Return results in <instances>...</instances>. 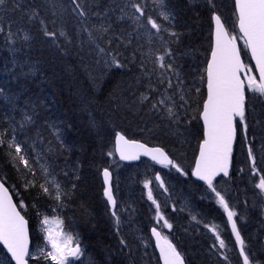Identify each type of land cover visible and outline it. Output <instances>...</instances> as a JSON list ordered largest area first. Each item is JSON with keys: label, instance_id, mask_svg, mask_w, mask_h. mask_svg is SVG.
<instances>
[{"label": "snow or ice", "instance_id": "snow-or-ice-1", "mask_svg": "<svg viewBox=\"0 0 264 264\" xmlns=\"http://www.w3.org/2000/svg\"><path fill=\"white\" fill-rule=\"evenodd\" d=\"M208 3L215 8L213 0H208ZM159 8L160 11L154 17L148 14L143 0H0V36L11 46V51L16 53L26 47L31 48L38 32L44 42L58 54L75 53L86 72L90 71L93 64L105 70L116 68L131 71L129 65L135 66L137 74L132 76L130 89L138 91L142 86L144 90L139 91L138 95L137 91H132L134 99L129 107L146 108V114L156 116L162 122L166 121L162 129L166 135L177 138L182 136L184 133L181 127L186 130V125L190 123L189 109L196 111L203 122V138L198 144L191 176L207 185L226 213L242 264H264V259L252 251L251 243L241 233L238 218H243L239 217L226 196L214 184L217 177L231 178L238 132L241 146L246 148L250 173L255 176L261 171L257 167V153L264 163V0H234L235 19L232 23L238 29V35L230 33L226 26L228 20L213 11L214 44L203 74L199 76L201 83L206 86V96L196 101L195 107L191 93L195 91L199 94L200 88L188 87L177 64V55L170 47V43H178L180 34L170 31L169 27L159 22L167 21L171 24L176 16L167 10L166 0H159ZM9 11L19 13L18 17L6 20ZM25 24L29 27H25ZM37 24L39 28L34 32ZM125 24L129 25L131 31L124 27ZM116 25H120L119 30ZM163 33L176 39L165 40ZM133 37L137 41L143 39L148 49L143 50L144 44L140 43L133 48ZM238 39L243 41L245 49L255 61L259 82L256 76L251 75L252 66L241 59ZM120 48L124 51H119ZM124 52H129V55H124ZM28 67L31 72L36 65L30 64ZM4 92L5 89L0 87V95H4ZM249 92L253 95L249 96ZM5 100L19 113L20 118L17 120L15 115L5 114L7 126L0 128V151H4L8 162L24 178L25 190L38 189L37 198L47 197L54 202L53 212L57 208L62 209L71 191L59 180L52 164L47 162L64 147L60 127L42 118L34 106L17 108L16 100L11 95L6 96ZM256 102L260 104L259 109ZM46 132L58 144L49 140ZM257 143L259 149H256ZM40 145L46 148L37 151ZM116 154L120 161H138L141 156L149 157L156 164L174 168L181 175H189L164 147H149L146 143L129 139L122 132L115 133L114 149L107 153L109 157ZM42 160L46 162L41 163ZM37 165L44 183H39L37 178ZM238 171L243 172L244 169ZM63 175L71 183L69 172L64 171ZM72 175L79 179L75 170ZM102 175L105 185L103 195L111 206L114 226L119 235L122 222L116 211L112 173L105 167ZM28 176L32 179H28ZM154 179L159 182L160 188L168 191L159 173L155 174ZM151 183V180H145L144 187L148 189L147 199L155 206L156 223L150 232L155 237L159 259L163 264H188L185 254L178 250L169 235L163 233V229L171 231L173 224L162 213L161 205L150 188ZM10 188L15 190L14 185H8L7 175H0V244L10 254L11 261L15 264H29V260L35 261V264H41L42 260L50 261L51 264H71L72 260L84 256L78 237L63 231V219L58 216L49 218L47 215L40 220L45 247H37L35 254L31 252L29 222L22 214L28 206L23 201L15 202ZM75 188L76 184L72 183V190ZM254 188L258 190L255 195L264 201V176H260ZM32 207L40 216L39 207L35 204ZM260 214L264 217V203L260 206ZM191 219L201 223L195 215ZM204 227L209 228V225L204 224ZM218 227L213 225L210 231L215 235L219 248L226 249L227 244L221 239ZM119 244L121 254L126 252L130 264H134V253L129 242L121 236ZM141 244L147 248L146 243L141 241ZM212 247L215 248L216 244ZM260 252L264 254V242H261ZM222 255L225 261H229L226 254Z\"/></svg>", "mask_w": 264, "mask_h": 264}, {"label": "trees", "instance_id": "trees-1", "mask_svg": "<svg viewBox=\"0 0 264 264\" xmlns=\"http://www.w3.org/2000/svg\"><path fill=\"white\" fill-rule=\"evenodd\" d=\"M191 1L166 0V4L169 8L168 10L172 8L171 12H177V14L173 12L176 20L171 22V26L172 30L174 29L173 31L180 34L178 43H170V47L177 55L178 66L188 75L183 77H188L187 81H195V86L192 88H200L199 94L195 93V91L191 93L195 107V102L206 96L205 84L201 83L199 76L203 74V69L206 67L211 52L212 13L216 8H213L208 3V0H193L192 4ZM201 2L205 4L202 5ZM218 2L222 7L221 9H224L226 12V19H233V0H213V3L219 6ZM18 15L19 13L9 11L5 19L11 18L15 20ZM24 26L28 27L27 24ZM124 27L130 31L128 24H125ZM38 28L39 25L37 24L33 31L36 32ZM116 28L119 30L120 25H116ZM167 36L169 41L176 39L169 35ZM136 41L135 37H133V44ZM36 43H40L38 46L40 49L39 53L34 50ZM17 53L19 52L15 53V59L18 58ZM2 54L8 55V57L4 59ZM11 54H13L11 46L6 44L4 38L0 36V78L12 72ZM27 55L29 61L36 63L33 75L29 79L35 85V81L41 78L42 83L40 88L44 87L43 96L40 101L36 100L35 107L37 110L47 111L43 116L39 114L42 118H46L49 123L56 121L57 123L55 122V124L59 127L61 126V136L62 139L65 138L63 141L66 143L64 144V146L66 145L64 147L65 150L61 148L60 152L52 157L53 161H47L55 168L59 180L64 184L67 183L66 187L72 194L65 201V211L62 210L64 209L63 207L62 209L57 208L55 212L63 216L65 221H67L66 216L74 219L78 225L79 235L84 239L83 244L86 247V253L91 254L96 264H130L127 254H121L119 251L121 246H119L118 237L116 238L115 235L117 233L114 221L112 220L110 209L105 201H103L101 194L103 193L101 172L103 168H108L111 165V161H109L111 157L107 153L113 150L114 135L116 132H122L129 139L140 140L152 146L164 147L172 158L187 168L186 171L189 173V167L194 166L198 144L203 138V129L198 118V113L193 110V116H197L196 119H191L193 116L188 114L190 123L186 125V130L184 127L182 131L184 134L182 136L177 138L173 135H166L162 130L164 122L158 117L146 114V108L129 107L134 99L131 93L132 91H137L136 89H130L132 76L137 74L135 66L129 65L131 71L128 69L112 68L108 70L104 69L105 72L102 66L96 67L93 64L91 67L92 71L90 69L89 72H86L75 53L72 55L58 54L53 48L49 47L48 43L44 42L43 37L38 32L31 48L27 50ZM242 56L246 64L250 65L248 54L244 49ZM88 63H91V61H88ZM16 66L18 65L16 64ZM95 69L101 72V74L95 73ZM20 70L17 67L13 73L18 74L17 72ZM43 70L45 71L43 72ZM194 74H196V77ZM186 80L185 82L187 83ZM139 91L140 87L137 95ZM2 100L6 101L5 98H2ZM2 100L0 98V128L7 126L4 117L5 114L10 113V111H7ZM256 104L259 109V102H256ZM40 105L43 107H40ZM71 107L75 108V113L69 110ZM82 112L85 113L86 117L82 115ZM41 123H43V119ZM78 123L82 124L83 131L72 134L70 131L74 125H79ZM91 126L97 130L96 133ZM68 134L69 136H67ZM54 144L57 143L54 142ZM256 149H259V143L256 144ZM257 156H259V153H257ZM42 161L41 163H45L44 160ZM113 162H115V159H113ZM234 164L236 167L237 152L234 156ZM260 165V162L257 160V167L261 169L258 175L264 176V167L261 168ZM63 170L69 172L71 183L68 182V178L59 173V171ZM73 170L76 171L79 179H76L72 175ZM245 172L248 174L246 169ZM4 174L8 177V185L15 186V191L18 192L17 195L20 197L19 199L23 200L28 206L24 215L31 225L32 239L33 243H35L38 237H40V234H38L39 221L44 215L54 213V202L47 197L37 198L38 189L36 188L25 190L23 186L25 182L24 178L8 162L4 151H0V175ZM27 178L32 179L31 176ZM37 178L39 183H44L41 178ZM72 180L76 184L74 190H72V183H74ZM220 180L225 184L229 182L225 179ZM34 204L39 207L40 216H37L36 209L32 207ZM189 253H192V251L189 250ZM186 260L189 264L188 256H186ZM156 264H159L157 257Z\"/></svg>", "mask_w": 264, "mask_h": 264}, {"label": "rangeland", "instance_id": "rangeland-1", "mask_svg": "<svg viewBox=\"0 0 264 264\" xmlns=\"http://www.w3.org/2000/svg\"><path fill=\"white\" fill-rule=\"evenodd\" d=\"M143 2L147 5L148 14L156 17L158 12L160 11L159 0H143ZM219 2V6L215 5L216 9L214 11L217 14H220L222 16V19H226V12L224 11V9H221L222 7ZM201 3L202 5L205 4L204 2ZM234 19V17L233 19H229V23L227 24V26H229V24H232L233 26L232 21H234ZM159 22H164L166 27L168 25L170 26L169 22ZM129 29L131 31L130 27ZM163 35H166L164 36V39L168 40L167 35L169 34L163 33ZM138 43L144 44L143 50H147L149 47L143 39L136 41V43L133 44L132 47L135 48ZM39 45L40 43H36V46L34 47V50L38 53L40 52V49L38 47ZM113 47H115V45ZM27 50L28 48L26 47L23 52L17 53L18 58L16 59L15 53L11 54V63L14 64L15 61L13 60H16L18 62L16 63L18 65V69H21L19 72H17L18 74L9 72L8 74L0 78V87L5 89L4 95H0L1 100L2 98L11 95L16 100L17 108H19V106L20 108H25L28 106L33 107V105L36 104V100L40 101L43 96L44 87L42 86L40 88V85L42 83L41 78L35 81V85L29 79V77L33 75V71H29L28 65L36 63H32L31 61H29ZM118 50L124 51L123 48H120ZM8 55L2 54L4 59H6ZM124 55H129V52H124ZM177 64L179 65L178 61ZM21 65H23V67H21ZM148 66L149 68L152 67V65ZM44 71L45 70H43V72ZM103 71L105 70L103 69ZM181 72L183 76H188L185 74V71L181 70ZM95 73L101 74V72H98L96 69ZM191 75L193 74L191 73ZM195 75L196 74H194V76ZM25 78H27L28 80H26ZM187 78L188 77H184L185 80ZM187 83L186 84L190 88L195 86V81H187ZM143 90L144 88L140 86V91ZM248 95L252 96L253 94L249 92ZM2 101L7 111H10L9 114L15 115L17 120H19V113L10 105H8V103H6L7 101ZM41 101L44 102L43 100ZM27 103L29 105H27ZM40 107L43 106L40 105ZM69 110L72 113L76 112L75 108L72 107L69 108ZM188 114L193 116V109H189ZM82 115L86 117L85 113L83 112ZM164 123L167 122L164 121ZM92 126L91 128L95 130L96 133L97 130L94 129V127ZM183 130L184 127H181V132ZM80 131H83L82 124H76L73 126L70 132L72 134H76V132L80 133ZM45 134L49 140H54L50 133ZM174 139L176 140L175 137ZM53 142L58 144V142L56 141ZM45 148V145H40L37 151H41V149ZM113 159L114 158L111 157V159L109 160L111 161V165L109 167L112 172V185L118 204L116 211L118 212V215H120L122 222L120 234L115 235L116 238L118 237V242L121 236H123L129 242L134 253V256L132 258L135 261L134 264H156L157 257L155 249L152 248L149 244L152 243L150 237V228L154 226L156 222L154 220L155 206L152 205L151 201L147 199L148 189L144 187L145 180L152 181L150 188L153 192V196L157 200V202L160 203L162 213L173 224V229L171 231L168 229H163V233L169 235V238L174 239L178 246L182 248L181 252L185 254V256H188L189 264H229V261L230 264H242V258L239 256L238 247L235 245V238L234 235L231 233V226L227 221L226 213H224L223 209L216 202L215 196L213 193H211L210 189L203 186L210 201V203H208L207 197L204 196L203 193L200 192V190H198L195 185L181 181L186 176L181 175L180 173L176 172V170H166L158 168L150 164L149 162H145L141 165L127 168L119 164L118 162L114 163ZM257 160L261 164L260 167L263 168L264 163L261 162L259 156H257ZM65 162L68 163L67 161ZM66 163L64 164L67 165ZM36 167L37 177L41 178V180H43L44 182L42 174L39 173V166L37 165ZM182 167L185 168L184 165ZM241 168L244 169L243 172L238 171V169ZM235 169L236 170L232 181L226 183V186L232 184L231 188H228L231 192V196L227 197L225 195L224 189H221L222 187H224L225 184L223 186H219L217 190L221 191L226 196V198L229 200L230 205L239 214V217L243 218H238V226L241 229L242 235L245 237L246 241H249L250 243L252 242V251L256 252L261 259H264V254L260 252L261 242H264V217H262L260 214V206L262 203H264V201H262L261 198L255 195L258 190L254 188V184L258 182L260 176H254L250 173L249 163L247 161L246 155V148L241 146V142L237 148V165ZM245 169L248 171V174H246ZM63 172L64 170L59 171V173H61L62 175ZM156 173H159L161 178L164 180L165 187L168 189L167 192H165L163 188L159 187V182L155 181L154 177ZM245 201H247L248 205L245 204ZM253 204H256L255 207H253ZM173 206H175V211H173ZM181 209H183V211H181ZM62 210L65 211V207ZM24 211H26V209ZM192 215H195L197 219L201 221V223L198 224L195 221H192ZM47 216H49V218L58 216L59 218L64 220L63 216L59 215V213L57 214L56 212L51 213ZM66 219L67 221H64L63 231L70 232L74 236L78 237L81 247L84 250V256H82L79 260H72L71 264H96L95 260L93 261V257L91 256V254L86 253V247L83 244L84 239H82V237L79 235V231L77 229L78 225L76 224L73 218L66 216ZM112 220L114 221L113 217ZM222 221L223 227L221 228L220 222ZM204 224H208L209 228H205ZM213 225L219 226L218 231L220 233L221 239H224L225 243L227 244L226 249L219 248V244L218 241H216L215 239V235L212 231H210V228ZM176 228L180 234V236H177V238L174 237ZM38 234H40V237H38V239L33 245L32 252L34 254L37 251V247H45L44 233L42 231L40 221L38 224ZM141 241L147 244V248L143 247ZM134 242H136L137 244H135ZM213 244H216L215 248L212 247ZM189 250H191L192 253H189ZM222 254H226L229 257V261H225L223 259ZM0 264H9L8 258L6 259V255L1 250ZM32 264H35V261ZM41 264H51V262L42 260Z\"/></svg>", "mask_w": 264, "mask_h": 264}, {"label": "bare ground", "instance_id": "bare-ground-1", "mask_svg": "<svg viewBox=\"0 0 264 264\" xmlns=\"http://www.w3.org/2000/svg\"><path fill=\"white\" fill-rule=\"evenodd\" d=\"M185 1V0H184ZM193 1V0H192ZM191 1V4L193 3ZM195 1V0H194ZM200 1V0H199ZM190 2V1H189ZM194 3H197V2H194ZM190 4V3H189ZM172 6H174V5H172ZM190 6V5H189ZM169 9V8H168ZM167 9V10H168ZM172 9V8H171ZM170 9V10H171ZM173 9H174V7H173ZM169 10V11H170ZM173 12H175V11H173ZM172 12V13H173ZM176 14H177V12H175ZM176 20V19H175ZM167 22V21H166ZM164 23V22H163ZM176 25H177V23H175ZM165 25V24H164ZM168 25V24H167ZM166 26V25H165ZM169 26V25H168ZM167 26V27H168ZM170 31H173L172 30V26H171V24H170ZM174 28H175V26H174ZM163 36H166V35H163ZM16 62V61H15ZM149 67V66H148ZM16 68H17V66H15L14 67V64L13 63H11V71L12 72H15V70H16ZM30 78V77H29ZM25 79H27V78H25ZM2 84H4V83H2ZM9 86V85H8ZM14 92V91H13ZM17 93V92H16ZM19 93V92H18ZM20 96V95H19ZM21 97H23V96H21ZM19 99V98H18ZM21 100V99H20ZM27 100H28V98H27ZM26 100V101H27ZM21 101H23V100H21ZM24 102V101H23ZM20 103V102H19ZM25 104V103H24ZM22 105V104H21ZM27 105H29L28 103H27ZM33 106H35V105H33ZM22 107V106H21ZM25 107V106H24ZM29 107V106H28ZM19 108H20V106H19ZM37 110V109H36ZM38 112H39V114L41 115V116H43V115H45L46 113H47V111L46 112H44V110H37ZM51 111V110H50ZM45 117V116H44ZM49 117V116H48ZM51 117V116H50ZM46 119V118H45ZM50 121H52V119L50 120ZM56 122V121H55ZM54 122V123H55ZM50 123H52V122H50ZM57 123V122H56ZM202 125V124H201ZM61 127V126H60ZM128 127V126H127ZM129 128V127H128ZM64 129V128H63ZM70 129V128H69ZM68 129V130H69ZM62 132V131H61ZM64 132H65V130H64ZM74 132V131H73ZM47 133V132H46ZM157 133V132H156ZM64 135V134H63ZM71 135V134H70ZM67 136H69V134L67 135ZM75 136V135H74ZM73 136V137H74ZM115 136V135H114ZM64 137V136H63ZM72 138V137H71ZM153 138V137H152ZM76 139V138H75ZM52 140V139H51ZM63 140H65V138L63 139ZM66 140H67V137H66ZM71 140V139H70ZM108 140V139H107ZM54 141V140H53ZM68 141V140H67ZM138 141H140V140H138ZM140 142H142V141H140ZM68 143V142H67ZM64 144H66V143H64ZM70 144V143H69ZM102 144V143H101ZM104 145V144H103ZM66 146V145H65ZM64 146V147H65ZM70 146V145H69ZM63 147V148H64ZM42 148V147H41ZM67 148V147H66ZM38 149V148H37ZM68 149V148H67ZM66 149V150H67ZM42 150V149H41ZM60 152V151H59ZM66 153V152H65ZM63 154V153H62ZM61 156V155H60ZM59 157V156H58ZM62 157V156H61ZM55 160V159H54ZM61 160V159H60ZM52 161H53V159H52ZM56 161V160H55ZM177 161V160H176ZM42 162V161H41ZM178 162V161H177ZM178 163H180V162H178ZM181 164V163H180ZM182 165V164H181ZM183 166V165H182ZM192 168H193V166H191V167H189V175L188 176H186V177H184L181 181L182 182H187V183H189V181H191V184H193V185H195L196 186V188L198 189V190H200V192H202L203 193V195L204 196H206L207 197V201H208V203H210V201H209V198H208V196H207V193H206V191H205V189L203 188V186H201L200 184H198L197 182H195L194 181V179H193V177L191 176V170H192ZM13 169V168H12ZM184 170L186 171L187 170V168L185 167L184 168ZM187 172V171H186ZM40 173V172H39ZM101 174H102V172H101ZM192 177V178H191ZM233 177H234V175L232 176V178L230 179V181H232V179H233ZM73 182H74V180H72ZM229 181V182H230ZM42 183V182H41ZM75 183V182H74ZM67 184V183H66ZM123 184V183H122ZM225 183L224 182H221V180L220 181H218L217 183H216V187L218 188L219 186H223ZM232 185V184H231ZM231 185H229V186H226V184L224 185V187H222L221 189H224V192H225V195L227 196V197H230L231 195H230V188H231ZM120 186V185H119ZM70 188V187H69ZM112 188H113V185H112ZM229 188V189H228ZM103 191H104V189H103ZM121 191V190H120ZM138 192H139V190H138ZM113 193H114V190H113ZM35 194V193H34ZM102 194V199H103V201H104V195H103V193H101ZM72 195V194H71ZM236 195V194H235ZM114 196H115V193H114ZM134 196V195H133ZM137 197H139V196H137ZM236 197V196H235ZM74 198V197H73ZM72 198V199H73ZM115 198H116V196H115ZM140 201V200H139ZM53 204V203H52ZM51 204V205H52ZM99 204V203H98ZM66 205V204H65ZM103 205V204H102ZM106 205V204H105ZM105 205H104V208H105ZM248 205V204H247ZM254 205V204H253ZM256 205V204H255ZM71 206V205H70ZM73 206V205H72ZM98 206V205H97ZM258 206V205H257ZM117 207H118V204H117ZM68 208H70V207H68ZM210 208V207H209ZM249 208V207H248ZM42 209V208H41ZM106 217V216H105ZM109 218V217H108ZM104 219V218H103ZM107 219V218H106ZM220 224H221V228L223 227V221L222 222H220ZM175 227V226H174ZM174 231V230H173ZM84 234V233H83ZM177 236L179 237L180 236V234H179V232L177 231V228L175 229V235H174V237L175 238H177ZM169 239H171V238H169ZM151 240H152V243H149L150 244V246L152 247V248H155L156 249V247H155V241H154V239L151 237ZM172 241H173V243L175 242L174 241V239H171ZM250 240V239H249ZM29 241H30V251H31V246H32V243H33V239H32V231H31V225H30V223H29ZM253 241V240H252ZM135 244H137L136 242H134ZM252 243V242H251ZM255 246V245H254ZM253 247V246H252ZM135 248V247H134ZM179 249H180V251H181V249L182 248H180L179 247ZM0 250L7 256V258H8V260H9V262H11L12 263V261H11V258L8 256V254H7V252L5 251V249L1 246V244H0ZM33 251V250H32ZM257 251V250H256ZM92 260V259H91ZM158 260L161 262V260L159 259V255H158ZM94 261V260H93ZM34 261L33 260H29V264H32Z\"/></svg>", "mask_w": 264, "mask_h": 264}, {"label": "water", "instance_id": "water-1", "mask_svg": "<svg viewBox=\"0 0 264 264\" xmlns=\"http://www.w3.org/2000/svg\"><path fill=\"white\" fill-rule=\"evenodd\" d=\"M214 29H215V23H214V21H213V44H214ZM251 56V55H250ZM252 62H253V64H254V66H255V61L254 60H252ZM257 74H258V72H257ZM258 77H259V74H258ZM202 121V120H201ZM202 124H203V122H202ZM118 155V154H117ZM119 157V156H118ZM141 157H143V158H147V159H149V160H151L149 157H145V156H141ZM152 161V160H151ZM121 162H123V163H128V164H132V163H135L136 161H121ZM195 179H197L196 177H194ZM198 180V179H197ZM200 181V180H199ZM201 182H203V181H201ZM204 183V182H203ZM106 199V198H105ZM107 201V200H106ZM152 236V235H151ZM152 238L154 239V241H155V237H153L152 236ZM155 245H156V241H155ZM1 246L4 248V246L1 244ZM156 247V246H155ZM29 248H30V241H29ZM5 249V248H4ZM156 250H157V253H158V255H159V250L156 248ZM5 251L7 252V250L5 249ZM8 254V253H7ZM8 256L10 257V254H8ZM13 262V264H15V262L14 261H12ZM161 264H163V262H162V260H161Z\"/></svg>", "mask_w": 264, "mask_h": 264}]
</instances>
